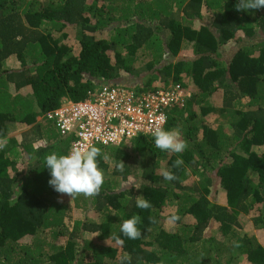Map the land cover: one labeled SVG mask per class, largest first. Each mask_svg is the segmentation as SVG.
Instances as JSON below:
<instances>
[{"label":"trees","instance_id":"trees-1","mask_svg":"<svg viewBox=\"0 0 264 264\" xmlns=\"http://www.w3.org/2000/svg\"><path fill=\"white\" fill-rule=\"evenodd\" d=\"M236 4L0 0V139H7L0 149V264H121L125 254L131 264H264L257 236L264 230V8L242 12ZM71 26L77 55L64 33ZM230 44L236 48L224 59L220 49ZM188 50L192 58L184 59ZM11 58L18 63L8 65ZM139 66L153 71L142 90L154 89L157 78L185 89L184 105L170 109L165 129H178L187 148L164 152L145 136L99 147L100 193L73 200L102 220L77 219L69 228L71 207L49 185L44 161L68 154L69 140L46 114L95 87H127L123 76H138ZM15 128L25 129L12 136ZM177 158L184 161L179 169ZM163 170L179 180L166 181ZM140 195L150 209L136 207ZM135 214L142 236L130 240L120 224ZM173 214L180 220L168 230ZM84 232L103 241L119 235L123 243L96 244Z\"/></svg>","mask_w":264,"mask_h":264},{"label":"built area","instance_id":"built-area-1","mask_svg":"<svg viewBox=\"0 0 264 264\" xmlns=\"http://www.w3.org/2000/svg\"><path fill=\"white\" fill-rule=\"evenodd\" d=\"M186 96L185 89L175 84H155L147 92L105 84L90 90L82 101L63 99L46 117L69 140L68 152L73 145L119 146L140 136L153 137L152 129L165 128L170 109L184 105Z\"/></svg>","mask_w":264,"mask_h":264},{"label":"clouds","instance_id":"clouds-1","mask_svg":"<svg viewBox=\"0 0 264 264\" xmlns=\"http://www.w3.org/2000/svg\"><path fill=\"white\" fill-rule=\"evenodd\" d=\"M239 11H248L264 8V0H237L235 5ZM155 147L164 152L183 153L187 148V143L181 139V133L178 129H165L157 125L152 129ZM7 145V139H0V149ZM101 155V149L96 146L81 147L73 145L68 154L58 155L56 153L48 154L44 157L45 166L50 170L51 179L49 185L60 194H67L71 200L76 196L83 195L85 197H95L100 193L104 184L103 170L98 166L97 157ZM109 158L104 156V160ZM184 165L181 158H177L173 167L179 169ZM125 163L121 161L117 168L123 172ZM162 176L166 181H177L179 177L171 170H163ZM60 202H63L62 200ZM136 207L140 210H148L152 204L143 197L137 196ZM149 220L152 224H156L155 217L150 216ZM180 220V216L173 214L169 217L168 223L175 224ZM142 218L139 214L133 215L129 219L121 221L120 233L123 237L130 240L141 238L142 232L137 227L141 223ZM109 238L115 239L118 244H122L123 240L119 235L111 234ZM108 238V239H109ZM238 246V245H237ZM121 264H131V257L125 254L119 258Z\"/></svg>","mask_w":264,"mask_h":264},{"label":"rangeland","instance_id":"rangeland-1","mask_svg":"<svg viewBox=\"0 0 264 264\" xmlns=\"http://www.w3.org/2000/svg\"><path fill=\"white\" fill-rule=\"evenodd\" d=\"M203 15L205 17V21L210 22V14L206 11V9L203 10ZM77 29L75 27H68L64 33H66V35H68V38L66 39L69 47L71 48V53L77 55L80 51V44L77 40V38L75 37L76 31ZM64 33H55L56 37H60L61 39H63L64 37ZM236 47L227 45L224 46L220 49L221 55L224 59H229L231 57V54L233 53L234 49ZM168 56V55H167ZM182 57H184V59H191L192 58V52L190 50L186 51V53L182 54ZM169 58V56H168ZM167 64L168 60L165 61ZM18 61L16 60V58H11L10 61L8 62V65H15L17 64ZM137 71L140 73L138 76H133V77H129V76H123L126 77V83L129 84L128 87L138 91V92H147L149 91L146 89H143L144 86V82H146V80L148 79L149 75L153 76V71H149L147 72V70L145 69V67H141L139 66ZM163 81H161L160 79H155V84H162ZM21 129H25V128H21ZM21 129H13L11 131V135L12 136H19V133L21 132ZM151 139V138H150ZM151 141H154L151 140ZM22 168L25 167V165L21 166ZM121 183V182H120ZM212 192L214 194V196L216 197V199L218 200V202L223 203L225 201V195L222 191H216V187L212 189ZM59 200H62L66 203H68L71 207L70 211H69V217L67 218L66 222H67V226L69 228L73 227V224L75 222V220L77 219H86V220H90V221H96L99 222L102 220V216L101 213L95 211L94 209L88 210V211H84L82 209H78L75 207V202L74 200L67 195V194H62L59 196ZM255 214V212H253L252 216H249L250 218L253 217ZM164 227L168 230H172L175 229V225L168 223V221L164 224ZM257 236L259 238V240L261 241V243L264 244V230L259 229L257 230ZM93 239L95 241L96 244H101V245H108V246H115L118 247L119 244L117 242L112 241L110 238H106L104 241L101 239H98V235L94 234V233H90V232H84L83 233V239ZM231 262V261H230ZM233 264H238V261L236 260Z\"/></svg>","mask_w":264,"mask_h":264}]
</instances>
